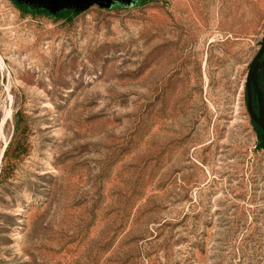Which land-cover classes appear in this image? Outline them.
Returning a JSON list of instances; mask_svg holds the SVG:
<instances>
[{"label":"rangeland","instance_id":"374dc122","mask_svg":"<svg viewBox=\"0 0 264 264\" xmlns=\"http://www.w3.org/2000/svg\"><path fill=\"white\" fill-rule=\"evenodd\" d=\"M18 1L78 11L0 0V264H264V0Z\"/></svg>","mask_w":264,"mask_h":264},{"label":"flooded vegetation","instance_id":"af4514ba","mask_svg":"<svg viewBox=\"0 0 264 264\" xmlns=\"http://www.w3.org/2000/svg\"><path fill=\"white\" fill-rule=\"evenodd\" d=\"M263 44H264V41H263V43H261V45H260L258 51L256 52L255 56L258 54V52L262 48ZM255 56H254V58H255ZM259 65H260V70L256 76L257 77L256 82L262 91V97L260 100L257 99L255 97V94H254V86L256 84L255 80H254V74L256 73L257 66H259ZM249 86H250V106H251V111L254 115V118H252L250 111L248 110V91H247V86H246V81H245L246 107H247L248 114H249L251 123L253 125V128L256 132V135L259 138V140H258L259 145L264 148V50H263L262 54L258 57V59L254 63V67L252 69V73L250 76Z\"/></svg>","mask_w":264,"mask_h":264},{"label":"trees","instance_id":"16d2710c","mask_svg":"<svg viewBox=\"0 0 264 264\" xmlns=\"http://www.w3.org/2000/svg\"><path fill=\"white\" fill-rule=\"evenodd\" d=\"M17 4V6L22 10V12H35V13H46L48 15H52L54 17H72L78 11V9L74 8L73 6H66L62 8H56L54 10H48L42 6H35L31 7V4H27L18 0H13ZM115 0H110L113 2Z\"/></svg>","mask_w":264,"mask_h":264},{"label":"water","instance_id":"95a60500","mask_svg":"<svg viewBox=\"0 0 264 264\" xmlns=\"http://www.w3.org/2000/svg\"><path fill=\"white\" fill-rule=\"evenodd\" d=\"M28 1L43 2L45 4H48L49 6H54V8H55V6H57L59 4L76 5V3H77L76 0H28ZM92 1H95V0H89V2H92ZM106 1H110V0H106ZM263 50H264V44H263L262 48L260 49V51L258 52V54L255 56V58L252 60L250 66L247 70V74H246V86H247V91H248V110L250 111L252 118H254V115L251 111V106H250V86H249L250 76L252 73V69L254 67V63L258 59V57L262 54Z\"/></svg>","mask_w":264,"mask_h":264}]
</instances>
